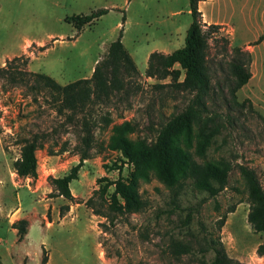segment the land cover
Segmentation results:
<instances>
[{
  "label": "rangeland",
  "instance_id": "rangeland-1",
  "mask_svg": "<svg viewBox=\"0 0 264 264\" xmlns=\"http://www.w3.org/2000/svg\"><path fill=\"white\" fill-rule=\"evenodd\" d=\"M102 7L108 11L80 29L66 19ZM198 7L202 22L217 26L208 37L212 89L205 102L207 113L218 116L222 126L204 156L195 153V139L188 150L197 161H229L227 186L209 196L191 178H185L174 199L172 190L150 170L146 178L139 179L146 207L108 220L84 201L104 184L99 178L112 181L127 177L133 169L120 150L108 145L113 124L131 120L135 130L127 133L128 138L149 141L168 116L184 108L193 95L166 84L157 86L169 82V77L160 80L145 75L148 52H170L184 44L192 19L189 2L0 0V65L23 54L27 68L65 84L89 77L95 62L121 32L123 44L142 70L128 92H113L104 101L90 100L73 120L66 118L68 110L57 111L48 92L34 97L24 86L12 87L0 80V182L6 188L0 194V264H41L43 249L45 264H203L205 244L200 242L207 232L218 235L227 255L242 264H264V255L256 251L263 233L247 220L249 202L238 168L240 163L253 167L264 183V0H199ZM236 58L247 62L251 75L233 96L229 91L234 80L230 61ZM83 115L93 123L94 142L90 157L78 170L82 190L68 200L53 195L48 176H61L78 162L65 159L74 154L79 157L74 145ZM33 133L42 141L35 151L37 177L25 180L15 171L13 160L20 151L18 141ZM62 147L66 149L59 151ZM44 154L59 157L48 162L43 161ZM76 184L77 179L70 182L75 193ZM11 187L17 188L20 200L15 193L9 200L13 204H8L4 195ZM113 189L110 184L105 196ZM95 201L99 207L101 199L95 197ZM64 204L68 209L62 211ZM21 205L20 211L30 214L27 231L29 222L33 224L27 240L26 234L21 239L15 236L4 218L9 209L18 210ZM233 205L234 210L219 225L222 213ZM175 242L186 244L189 251L178 254Z\"/></svg>",
  "mask_w": 264,
  "mask_h": 264
},
{
  "label": "trees",
  "instance_id": "trees-1",
  "mask_svg": "<svg viewBox=\"0 0 264 264\" xmlns=\"http://www.w3.org/2000/svg\"><path fill=\"white\" fill-rule=\"evenodd\" d=\"M188 2L192 19L186 30L184 44L170 52L156 49L151 51L148 54L145 75L160 80L169 77V82L157 86L166 84L193 95L184 108L168 116L157 128L155 137L149 141L146 139L132 141L128 138L127 133L135 130V123L131 120L125 119L113 124L108 145L110 148L120 150L126 159L124 161L130 162L133 169L127 177L119 176L112 181L106 177L99 178L100 181H105L104 184L95 188L84 201L95 214L105 216L108 220L116 214L137 212L146 207L148 201L140 192L139 179L146 178L150 170H153L157 178L172 190L174 199L180 194L185 178H191L193 183L209 196H215L227 186L231 170L229 161L225 159L197 161L188 150L195 139V153L204 156L213 137L220 132L222 126V122L216 118L218 116L207 113L205 102V96H208L212 89L207 60L208 37L217 26L202 22L199 0ZM107 11V8L102 7L86 14L67 16L66 19L80 29ZM121 36L120 32L117 38L109 43L106 53L95 62L89 77L61 84L49 74L27 68V57L20 54L7 58L5 63L0 65V80L12 87L24 86L28 94L31 93L34 97L39 92H48L57 111L68 110L66 118L73 120L75 113L82 111L90 100L104 101L113 92L122 90L128 92L131 82H135L140 76ZM176 64L179 66L176 67ZM181 70L183 77L180 79ZM230 72L234 80L229 86V91L235 96L237 89L248 81L251 72L247 62L240 58L230 61ZM92 127V121L83 115L81 134L74 145V152L79 154V160L67 173L61 176H48L53 195L74 200L69 183L78 177L83 160L90 157V149L94 142ZM19 142L20 151L13 161L15 171L19 176L36 178L35 151L42 145L40 136L33 133L21 138ZM65 149L62 147L59 151ZM238 168L245 183L249 202L247 220L255 231L263 233V239L257 245L256 251L259 255H264V183L253 167L240 163ZM110 184L114 185V189L105 196ZM95 197L101 199L99 207L96 206ZM102 206L107 210H103ZM60 209L62 211L68 209V204L62 205ZM233 210L234 205L222 213L219 225L224 223L227 212ZM109 212L112 213L111 217ZM11 225L17 229L18 237L21 239L27 232L28 219H16ZM200 243L205 244V251L201 253L200 259L203 264H242L238 259L227 255L218 235L213 236L212 232H207L202 235ZM173 247L178 254L189 251L188 246L180 242H175ZM46 262L47 255L43 249L40 263Z\"/></svg>",
  "mask_w": 264,
  "mask_h": 264
},
{
  "label": "crops",
  "instance_id": "crops-1",
  "mask_svg": "<svg viewBox=\"0 0 264 264\" xmlns=\"http://www.w3.org/2000/svg\"><path fill=\"white\" fill-rule=\"evenodd\" d=\"M148 54H149V52L147 53V55L145 56V58L147 59L148 58ZM147 66V65H146ZM145 69H146V67H145ZM139 72L140 73H142V70H139ZM1 144V143H0ZM2 145V144H1ZM4 147V146H3ZM5 148V147H4ZM18 156V155H17ZM16 156V157H17ZM59 157L58 155H50V154H44L43 155V161H48V162H51V161H54L55 159H57V158ZM15 160V159H14ZM13 160V161H14ZM67 162H69V161H72V162H77L78 160H79V157H78V155H76V154H74V155H71V156H69V157H66V159H65ZM85 160V159H84ZM84 160H83V162H84ZM84 164H82V166H83ZM82 170V167H80V169H79V171H81ZM13 172L16 174V172L14 171V169H13ZM22 178H24L25 180L26 179H28L29 177L28 176H26V177H22ZM74 179H77V184L75 185L76 186V188H77V192L75 193L73 190H72V187L70 186V188H71V192H72V194L74 195V196H76L77 195V193H79V191H81L82 189L80 188V187H82L81 186V183L80 182H78L79 181V178H74ZM13 180V179H12ZM73 180V179H72ZM71 180V181H72ZM70 181V182H71ZM69 185H70V183H69ZM80 186V187H79ZM20 187H24V186H20ZM5 187H4V185L3 184H1V182H0V194H1V192H3V190L5 191ZM19 189V188H18ZM80 189V190H79ZM17 190V188H13V187H11V188H9V190L8 191H6V195H4V199H5V196H6V199H8V204L9 203H12L13 204V202L12 201H9L10 199L12 200L14 197H15V193H16V195H17V197H18V199L20 200V194H19V192H18V190ZM15 202H16V200H15ZM15 204V203H14ZM14 207H16V206H14ZM22 207V205L20 206V207H18V210H17V207H16V209H14L13 211H12V208L11 209H9V211H10V213H8L6 216H4V218L6 219V222L8 223L7 225L9 226V228L11 229V231L15 234V236H17V229L15 228V227H12L11 226V223L14 221V220H16V219H19V218H27V219H29V217H30V214L28 215L26 212H24V211H20V208ZM16 210V211H15ZM9 215V216H8ZM32 223L31 222H29V226H28V231L26 232V235H25V240H27L28 238H29V235H30V231H31V227H32ZM41 243V242H40Z\"/></svg>",
  "mask_w": 264,
  "mask_h": 264
}]
</instances>
